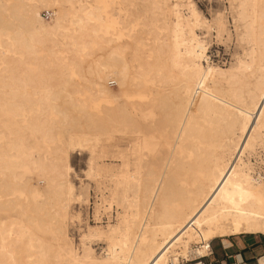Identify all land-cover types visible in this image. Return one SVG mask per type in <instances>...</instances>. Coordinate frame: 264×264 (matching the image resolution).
Returning a JSON list of instances; mask_svg holds the SVG:
<instances>
[{
	"label": "bare ground",
	"instance_id": "bare-ground-1",
	"mask_svg": "<svg viewBox=\"0 0 264 264\" xmlns=\"http://www.w3.org/2000/svg\"><path fill=\"white\" fill-rule=\"evenodd\" d=\"M27 1L0 0V112L64 142L66 160L25 145L0 118V264H196L215 239L264 235V0H229L249 45L230 68L209 62L193 1L185 14L152 0L151 17L167 14L152 24L133 0L79 4L85 14L64 8L76 0ZM70 14L64 51L54 34ZM76 150L88 153L102 207H117L116 224L88 225L79 247L71 210L89 204L91 187L78 193L72 181ZM23 164L32 174L18 179L11 167ZM104 240L97 257L92 243Z\"/></svg>",
	"mask_w": 264,
	"mask_h": 264
},
{
	"label": "rangeland",
	"instance_id": "rangeland-1",
	"mask_svg": "<svg viewBox=\"0 0 264 264\" xmlns=\"http://www.w3.org/2000/svg\"><path fill=\"white\" fill-rule=\"evenodd\" d=\"M171 1L174 4L176 3L179 4L183 8L182 9L180 7L181 12H184L185 14H187V9H185L186 7L182 5H186L188 1H193V4L196 6L202 18V26L199 29H197L198 30L197 34L207 45L208 59H209V62H211V64H214L215 66H218L221 68H230L236 65V62L238 61V59H244L245 54L247 50L249 49V47H247L249 45L247 41L245 40V23L244 21L240 20L238 17V14H237L238 8H234L233 6H231L229 0H178L177 2L175 0H171ZM27 2H32L37 5L38 4L40 5L39 0H28ZM133 2L137 4V9L139 10V12H141L142 14L144 13L143 16L151 24L152 22L162 23L164 20H166L167 14L162 12L161 7L156 8L154 11L153 17H151L152 13H151L150 4L152 0H148V2L147 0H145L144 2L142 0H137V1L133 0ZM62 3L63 2H57V4H55L56 8L59 9V5ZM99 3H100L99 0H80V3L78 0H76L74 1L73 5L64 3L63 6L67 10H69L72 7V9L75 12H78L79 14H85L86 11H88L89 9L88 10L84 9L82 11L79 7V4L90 8V6L96 5ZM55 5L52 3L51 5L43 4V7L41 8V15H42L43 20H45L46 22L50 20V17H51L50 12L52 13V9H53L52 6H55ZM73 10H71V13L74 12ZM72 19H73L72 14L68 15L66 20L64 21V24H63L64 26L61 25L60 27H58L57 31L55 32L56 35L54 34V38L56 39L57 43L60 44V48L63 49L64 51L69 50V47H67L68 39H66L65 34L62 35V33H68L72 27L73 28L76 27V25L72 22ZM60 32L62 33L60 34ZM71 53L72 52L69 51V53L67 52L66 56L65 55L63 56L67 57L65 59H69V56L70 58L75 57L74 56L75 54L74 53L71 54ZM63 56H62L64 60L63 63L69 62L67 60L65 61ZM77 58L79 59V56ZM74 59L76 58H73V60ZM78 61L81 62L80 60ZM62 65H64V67L62 66L64 69L68 68V66L65 67V64H62ZM133 65H136V63H133ZM76 66H79V65H76ZM76 66H75V70L77 68ZM45 67H49L50 69V67L52 68L54 66L48 65ZM77 69H79L78 71H80V69L82 71L83 66L81 67L79 66ZM77 76H79V78L78 77L76 78V75H75V78L72 77V79L76 81L77 79H79L77 82L80 83L81 75H77ZM76 81L74 83H76ZM107 85L112 90L117 89V85L114 83V81H110ZM0 118L4 120L5 122H7L17 134L19 133L18 135L21 138H23L25 145L32 147L34 150H38L42 152L43 154L47 155L49 158L63 160V161L66 160V152H65L66 149L64 148L65 147L64 142L56 141V139H52L50 141L44 142L42 141L41 138L37 136H33L32 134L30 135L27 131H24V129L22 128V123L19 121L18 118L7 115L3 112H0ZM59 132L60 131L58 130L57 133ZM263 151H264V145L262 146L260 151H258V152H261L259 156L263 154ZM56 154L58 157L57 156L54 157ZM88 159H89L88 153L85 151L76 150L74 152H71L70 161L74 169V174L72 175L73 176L72 181L74 185L76 186L77 192L82 193L83 189L87 187V185H90L91 187L90 189L91 195H90L89 204H75L71 210V213L73 215H76L79 212L81 214L80 215L81 221L76 219L74 222H71L69 226L70 235L73 238L74 243L76 244L77 247H79L81 235L83 232L87 230L88 225L93 226V227L100 226V225L103 227H107L108 224L114 225L117 222V218H116L117 217V207L114 206L112 211L105 210L102 207L101 201L99 200L101 197V191L99 189H96V185L94 184V182H92L90 179L86 177L85 172L88 169L87 168ZM259 162L260 160H258L257 163ZM253 163H255V168H258L261 165V164H256L255 160H253ZM22 168L23 170L16 166L11 167L12 172L14 174H17L18 179H25L26 177L32 174L25 164L22 165ZM41 186H44V184H41ZM37 194H38L37 199H40L43 196L42 191L40 189L37 190ZM97 204L101 205V211L99 213L100 216L97 215V211H96L98 208ZM16 209L17 210L14 212L15 216H21L24 214V211L20 206H18ZM109 215L111 216V218L108 217ZM0 217H3V216L0 215ZM97 218H99V220ZM79 221L81 223H79ZM45 238L48 240L49 235H46ZM230 241L232 243L240 242L241 244H245V245H249V244L257 242L259 245L263 246L264 245V235L258 234V235L235 236V237H231ZM92 246L97 253L96 254L97 257L99 256L103 257L105 255L104 250H103L104 248L107 247V243L105 240L101 242H96V243L93 242ZM211 246L213 250V255L203 258L202 261L205 264H222L223 262H225L226 261L225 253L228 252V250L225 251L221 239L213 240V242L211 243ZM180 259H181V264H182V262H184L185 259L184 258H180ZM193 263L194 262L183 263V264H193Z\"/></svg>",
	"mask_w": 264,
	"mask_h": 264
},
{
	"label": "crops",
	"instance_id": "crops-1",
	"mask_svg": "<svg viewBox=\"0 0 264 264\" xmlns=\"http://www.w3.org/2000/svg\"><path fill=\"white\" fill-rule=\"evenodd\" d=\"M221 241L227 247L225 248V251L228 250V252L225 253L226 261L222 264H233L237 260L242 259L247 260L250 264H258V261L260 262V260L264 258V245L261 246L257 242L245 245L240 242L232 243L230 238L221 239Z\"/></svg>",
	"mask_w": 264,
	"mask_h": 264
},
{
	"label": "built area",
	"instance_id": "built-area-1",
	"mask_svg": "<svg viewBox=\"0 0 264 264\" xmlns=\"http://www.w3.org/2000/svg\"><path fill=\"white\" fill-rule=\"evenodd\" d=\"M224 247V246H223ZM224 249H225V247H224ZM210 255H213V250L211 251V254ZM209 255V256H210ZM208 256V257H209ZM196 264H205L203 261H202V259H201V262H199V263H196ZM233 264H250L247 260H237L235 263H233ZM258 264H260V262L258 261Z\"/></svg>",
	"mask_w": 264,
	"mask_h": 264
}]
</instances>
